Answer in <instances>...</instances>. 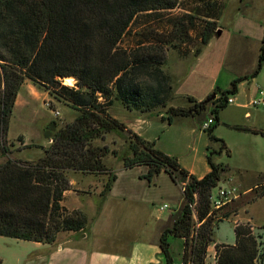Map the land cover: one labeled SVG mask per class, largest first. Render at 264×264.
I'll return each instance as SVG.
<instances>
[{
  "label": "trees",
  "instance_id": "16d2710c",
  "mask_svg": "<svg viewBox=\"0 0 264 264\" xmlns=\"http://www.w3.org/2000/svg\"><path fill=\"white\" fill-rule=\"evenodd\" d=\"M225 1L212 0L204 8L208 20L199 33L201 45H207L221 28ZM180 5L181 0H0V157L13 152L14 144L7 143L9 123L27 78L65 101L76 113L65 126L52 120L44 128V136L51 143L43 147L38 159L7 158L0 163L1 236L51 244L59 232L88 229L91 220L87 213L62 203L73 186L68 173L73 170L107 176L100 192V211L117 180L104 158L109 152L117 156L118 151L94 141L113 131H128L131 155L122 158L126 168L146 166L149 180L162 171L174 180L180 175L185 179L183 210L160 237L166 264H174L172 237L184 239L183 264H206L213 242L217 264H263L264 224L256 231L250 223H237L235 244L215 241L219 224L232 214L218 215L222 210L211 206L213 189L226 170L223 163L208 156L210 170L198 178L175 156L157 149L109 112L115 99L142 113H161L167 108V115L162 117L169 121L173 116L192 115L207 108L209 102L193 96H188L193 103L190 108L169 106L173 86L164 69L168 50L180 51L192 41L191 30L199 27L201 12L176 18L169 32L153 31L128 47L122 45L140 15ZM201 45L193 51L195 56L202 52ZM180 55L187 54L181 50ZM263 60L264 37L258 68L250 76L259 73ZM65 77L75 78V86L63 84ZM248 77L240 76L230 88L214 91L216 97L211 102L217 122L229 96L236 94L240 81ZM215 127L207 129L217 140Z\"/></svg>",
  "mask_w": 264,
  "mask_h": 264
},
{
  "label": "rangeland",
  "instance_id": "374dc122",
  "mask_svg": "<svg viewBox=\"0 0 264 264\" xmlns=\"http://www.w3.org/2000/svg\"><path fill=\"white\" fill-rule=\"evenodd\" d=\"M211 1L181 0L178 8L144 13L138 17L122 41V45L128 47L153 31L169 32L176 18L187 13L192 14L195 10L201 12L197 19L199 27L191 30L192 41L186 43L181 49L187 55L181 56L179 49L170 48L168 50L164 69L170 75L173 86V98L169 106L190 108L193 103L188 96L200 87V80L204 83L208 82L201 75L202 68L192 73L189 72L191 61L195 57L193 51L201 45L199 33L208 20L203 15L204 8ZM219 21L223 29L219 35L217 32L204 59L208 58L209 53L216 63L219 61L220 64H217L221 66L219 69L221 75L217 80H213L217 83L203 100L210 98L218 88L222 90L230 88L234 79L249 75L248 78L240 81L237 93L229 96L236 97L238 100L235 103H228L220 110L219 122L212 111L214 107L212 100L209 101L205 110L187 116L176 115L173 116L172 121L162 117V115H167V108L161 109V113L159 111L142 113L129 110L118 99L114 100L109 111L111 110L112 114L120 119L131 118L132 123L130 124L139 131L138 135L154 143L157 149L175 156L187 171L186 165L195 167L198 174L210 169L208 156L212 157L216 163H223L226 170L218 186L213 189V193L216 194L222 186L236 185L243 194L218 212V215L232 212L227 218L232 220L225 219L219 224L215 232V241L234 243V225L237 223H250L256 231H258V226L264 224V135L262 134L264 132V105L250 106L246 110L239 105L244 100L246 89H251L253 93L258 89L264 91V60L259 73L250 76L258 68L261 55L264 37V0H226ZM201 46L204 49L206 45ZM73 79V85L69 86H75L76 80ZM63 84H66L65 80ZM247 110L251 112L252 117L245 116ZM75 115V110L65 101L57 100L44 88H39L27 78L17 96L9 123L7 143L14 144L13 152L0 157V163L7 158L38 159L44 153L43 147L51 143V140L44 136V128L52 120H57L60 126H65L74 120ZM210 119H214L212 125L216 127L213 134L218 138L217 140L212 139L208 129L204 127V123ZM237 126L246 129H237ZM127 132L113 131L106 134L104 138L94 141L95 145H106L110 150L118 151L117 156L109 152L104 158L107 167L117 174L118 179L113 184L112 192L110 191L104 212V219H106L104 223H107L110 228L109 230L102 228L99 236L116 238L119 245L123 247L134 240L146 239L147 241L153 238L157 224L168 227L173 225L172 220L181 214L186 203L182 188L185 179L181 175L174 180L169 173L162 171L149 180L146 177L148 173L146 166L133 168L124 166L122 158L131 155ZM68 175L71 183L74 180L92 182L88 188L84 186L85 191L76 190L77 186L72 184V191L83 194H93V192L99 194L96 190H102L107 180L105 175L73 170L69 171ZM230 178L232 181H229ZM80 186L83 185L80 184ZM250 187H252L251 190H249ZM85 199L86 201L81 200L84 205L82 210L92 220L95 218L93 217L94 211L89 206V197L85 195ZM76 201L78 200L74 195H68L62 203L68 208V206L72 207ZM165 203L168 207L161 210V206ZM103 225L102 222L101 226ZM69 232L72 231L59 232L55 241L63 239ZM100 242L102 245L110 244ZM26 244H30L29 241L0 235V257L4 260L0 264H20L19 259H24L29 252L27 251L29 245ZM176 245L174 241L172 251L178 260ZM211 245L214 249L215 242ZM206 264H214L211 252H208Z\"/></svg>",
  "mask_w": 264,
  "mask_h": 264
},
{
  "label": "crops",
  "instance_id": "0c3cea01",
  "mask_svg": "<svg viewBox=\"0 0 264 264\" xmlns=\"http://www.w3.org/2000/svg\"><path fill=\"white\" fill-rule=\"evenodd\" d=\"M223 29V26L221 28ZM215 39V38H214ZM214 39H212L203 49V51L194 57L192 59V64L190 66V72L192 73L195 70H198V68H202V76L208 82L204 83L203 80L201 81V85L198 89H196L195 93H192L191 96L195 97L197 100L201 101L204 99L205 96L209 95L210 92L213 89L214 84H216V81L219 78V75H221V66L219 65V61H216L213 59L211 54L208 53V58L204 59V56H206V51L209 50V47L212 46ZM191 59V58H190ZM234 76V75H233ZM259 77V76H258ZM256 77V78H258ZM246 95L244 97V100L242 103H239L240 107L244 110L248 109L250 107L249 105V98L256 92L253 93L251 89H246ZM235 97V102H236ZM234 102V103H235ZM111 114V110L109 111ZM113 115V114H112ZM116 117L115 115H113ZM245 116H251V112L248 110L245 112ZM118 118V117H116ZM123 121L127 128L131 129L135 133H138L137 129H135L130 123H132L131 118L130 119H120ZM187 169L190 174H194L198 178L203 177L210 169H206L203 173L198 174L195 167L187 166ZM85 175V174H84ZM87 177V175H85ZM118 179V176H117ZM227 180V178H226ZM234 180V179H233ZM80 182V183H79ZM74 180L72 184L76 185V190H86L85 188H88L89 185H91L92 182H82V181ZM116 182V181H115ZM86 183V184H84ZM83 185V186H80ZM85 186V188H84ZM114 188V187H113ZM252 187L249 188L251 190ZM99 194H93L87 193L83 194L81 192L68 190L65 193V198L68 195H74L78 201L74 203L72 207H69V209H82L83 208V202L81 200H85V195L89 197L90 200V208L94 211L93 217L94 219L91 220V225L88 229L85 231H79V232H69L66 234V236L62 239H59L55 241V243L49 244V243H41V242H35V241H29V245L27 251V255L24 259H19L20 264H166L165 256L162 253L161 247H160V237L165 228L168 226L166 225H158L155 231V234L153 235V238L150 239H139L134 240L132 242H129L126 246H120L119 242L116 238H112L109 236L101 237L99 234L102 232V228L109 230L110 226L107 225V223H104L106 219H104V212L106 209V205L108 202V199L110 197L109 192L106 196L102 208L100 211H98V203L100 201V192L101 189L96 190V193ZM71 193V194H70ZM243 194V193H241ZM67 206V205H66ZM92 216V214H91ZM104 219V220H103ZM250 220V218H247ZM226 220H232V219H226ZM161 221V220H160ZM175 219L172 220V224L174 223ZM225 221V220H224ZM103 222V226H101V223ZM234 224H236L234 222ZM170 225L169 227H171ZM235 228V225H234ZM104 230V231H107ZM235 231V229H234ZM173 238V239H172ZM170 240L171 242V252L174 257V264H183L182 260V252H183V244L184 239L182 238H176L172 237ZM26 241V240H25ZM100 241L108 242V244L102 245ZM174 241L177 243L176 250L178 254V260L175 258V254L172 251L173 243ZM236 241V236H235ZM222 243V242H217ZM228 244H235L229 243V242H223ZM30 248L31 251H30ZM208 252H211V254L214 257V264H217L215 254L216 249L211 246H209ZM1 262L3 263V259L0 257Z\"/></svg>",
  "mask_w": 264,
  "mask_h": 264
},
{
  "label": "built area",
  "instance_id": "2783aa9c",
  "mask_svg": "<svg viewBox=\"0 0 264 264\" xmlns=\"http://www.w3.org/2000/svg\"><path fill=\"white\" fill-rule=\"evenodd\" d=\"M235 97H229L228 103H234ZM249 105L254 107H259L264 105V91L261 89L256 90V92L249 98ZM57 113H59L57 111ZM213 119H210L209 121L204 123V127H209L213 123ZM229 181H232L230 178ZM183 183V190H184ZM241 195V191L238 186L232 185L231 187H220L218 192L216 194H212L211 196V206L213 210L220 211L224 209L227 205H229L231 202H233L235 199H237ZM168 207V204L165 203L163 206H161V210H164Z\"/></svg>",
  "mask_w": 264,
  "mask_h": 264
},
{
  "label": "bare ground",
  "instance_id": "6f19581e",
  "mask_svg": "<svg viewBox=\"0 0 264 264\" xmlns=\"http://www.w3.org/2000/svg\"><path fill=\"white\" fill-rule=\"evenodd\" d=\"M64 80L68 85H73L74 83V79L72 77H65Z\"/></svg>",
  "mask_w": 264,
  "mask_h": 264
},
{
  "label": "water",
  "instance_id": "95a60500",
  "mask_svg": "<svg viewBox=\"0 0 264 264\" xmlns=\"http://www.w3.org/2000/svg\"><path fill=\"white\" fill-rule=\"evenodd\" d=\"M221 33V29L218 31V35ZM216 97V93H213L212 96L210 98H208L206 101L209 102L211 100H213Z\"/></svg>",
  "mask_w": 264,
  "mask_h": 264
}]
</instances>
